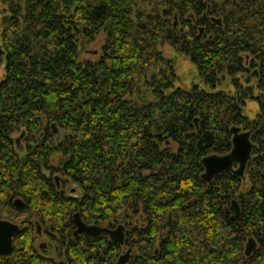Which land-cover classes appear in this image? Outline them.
Masks as SVG:
<instances>
[{
  "label": "trees",
  "instance_id": "1",
  "mask_svg": "<svg viewBox=\"0 0 264 264\" xmlns=\"http://www.w3.org/2000/svg\"><path fill=\"white\" fill-rule=\"evenodd\" d=\"M0 7V220L21 226L0 264H115L122 246L131 248L127 264H264V0ZM100 33L99 57L81 59ZM165 46L188 57L197 83L175 85ZM226 79L233 91L221 88ZM249 100L258 105L252 119ZM232 127L254 145L244 175L225 171L207 183L201 160L231 150ZM75 213L124 225L123 245L103 233L73 237ZM36 221L57 237L58 258L36 249ZM249 238L256 248L246 256Z\"/></svg>",
  "mask_w": 264,
  "mask_h": 264
},
{
  "label": "water",
  "instance_id": "2",
  "mask_svg": "<svg viewBox=\"0 0 264 264\" xmlns=\"http://www.w3.org/2000/svg\"><path fill=\"white\" fill-rule=\"evenodd\" d=\"M210 20L217 24L221 25V19L219 18H210ZM203 32V28L199 27V36ZM53 132L55 128L53 127ZM232 147L231 150L225 155H210L206 156L201 160L204 172L201 175V178L205 182H211L217 175L225 171H231L234 175L242 177L246 168V164L251 157V152L254 147L250 141L249 132L242 131L239 127H232ZM22 135L16 139V142L19 143ZM264 176V171H263ZM57 180V178H55ZM22 202L17 199L14 202V207L20 208ZM231 211L233 212L232 218L238 220L240 217V209L236 201H232L230 206ZM170 218V214L169 217ZM74 223L76 230L74 234H84L88 237H95L101 233L106 234L109 240L113 243L123 245L124 236H125V226L117 225L115 228L100 227L97 225H87L85 224L79 214L74 215ZM21 230L20 225L13 223L8 220H0V255H5L9 253L13 246L14 236ZM256 248V242L254 239L249 238L245 245V255L249 256ZM131 257V248H129L124 254L120 255L115 264H127Z\"/></svg>",
  "mask_w": 264,
  "mask_h": 264
},
{
  "label": "rangeland",
  "instance_id": "3",
  "mask_svg": "<svg viewBox=\"0 0 264 264\" xmlns=\"http://www.w3.org/2000/svg\"><path fill=\"white\" fill-rule=\"evenodd\" d=\"M1 9L2 8L0 7V10ZM2 15H3V12L0 13V31H1ZM103 42H104V34L100 33L92 41L84 43L80 58L81 59H90V60L97 59L99 57V55L101 54V46H102ZM162 52H163L165 57H169V58L174 59L175 72L177 75V81L175 83L176 86H180L184 89H188V88H190V86L193 83H197L199 81L197 78V75H196L195 66L190 62L188 57L184 56L183 54L175 53L168 46L163 47ZM4 75H5V62H2L0 64V81L3 80ZM221 88L225 89L227 91L232 90V88L229 84V79H226L223 81ZM257 112H258L257 103L253 100H249L246 103V106L244 108V115L247 116L249 119H252L256 116ZM58 162H59L58 156L52 158V164L53 165H57ZM248 188H249V181H248L247 176H246L242 181V186H241L240 191H245ZM138 219H139L138 214H135L132 217L133 223H135V221ZM35 242H36V244L44 242L48 245L54 246V242H50V240L46 237V235L41 236L39 239L36 238ZM129 248L130 247H128V246H122L119 256L124 254ZM49 250L52 251L51 248ZM56 261H60V260L56 259Z\"/></svg>",
  "mask_w": 264,
  "mask_h": 264
},
{
  "label": "flooded vegetation",
  "instance_id": "4",
  "mask_svg": "<svg viewBox=\"0 0 264 264\" xmlns=\"http://www.w3.org/2000/svg\"><path fill=\"white\" fill-rule=\"evenodd\" d=\"M201 34H203V32L201 33ZM61 181H59V180H56V184H57V187H59L60 188V186H61V183H60ZM76 190H77V187L76 186H74V185H71V184H67L66 185V191L68 192V193H70V194H75L76 193ZM75 214H79V213H75ZM74 214V215H75ZM74 215H73V223H74ZM81 218V217H80ZM82 220V219H81ZM83 221V220H82ZM84 222V221H83ZM85 224H87L86 222H84ZM34 227H35V237L36 238H40L41 236H45L46 235V237L50 240V242H51V237L52 236H55L54 234H50V231H49V228L48 227H46V226H41L37 221L36 222H34ZM87 225H93V224H87ZM21 227V226H20ZM76 230V226H75V223H74V229H73V231H72V236L73 237H77V236H80V235H84V234H77V235H75L74 234V231ZM102 234V233H101ZM125 236H126V230H125ZM86 236V235H85ZM125 236H124V240H125ZM56 237V236H55ZM88 237V236H87ZM93 238V237H92ZM56 239H57V237H56ZM36 241V240H35ZM51 246L53 247V245H48V244H46V243H38V244H36V242H35V247H36V249L39 251V252H41V253H43V252H45L46 254H48L49 255V257H52L53 259L54 258H58V256L56 255V252H52V251H50L49 249L51 248ZM54 247H56V246H54ZM54 255V256H53ZM60 264L62 263V262H59Z\"/></svg>",
  "mask_w": 264,
  "mask_h": 264
},
{
  "label": "bare ground",
  "instance_id": "5",
  "mask_svg": "<svg viewBox=\"0 0 264 264\" xmlns=\"http://www.w3.org/2000/svg\"><path fill=\"white\" fill-rule=\"evenodd\" d=\"M52 132H53V130H52ZM18 138V137H17ZM232 212V211H231Z\"/></svg>",
  "mask_w": 264,
  "mask_h": 264
}]
</instances>
